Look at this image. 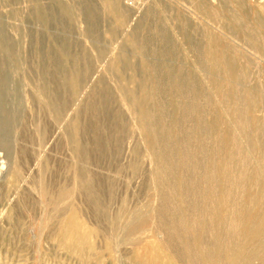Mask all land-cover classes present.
I'll list each match as a JSON object with an SVG mask.
<instances>
[{"label": "rangeland", "instance_id": "1", "mask_svg": "<svg viewBox=\"0 0 264 264\" xmlns=\"http://www.w3.org/2000/svg\"><path fill=\"white\" fill-rule=\"evenodd\" d=\"M115 1L0 0V264H194L192 221L213 249L201 195L212 150L229 139L239 170L254 156L246 132L264 113L239 124L212 68L220 0ZM247 184L234 195L245 204L264 190L255 177ZM249 217L225 215L223 233L244 235ZM74 220L70 250L60 238Z\"/></svg>", "mask_w": 264, "mask_h": 264}, {"label": "bare ground", "instance_id": "2", "mask_svg": "<svg viewBox=\"0 0 264 264\" xmlns=\"http://www.w3.org/2000/svg\"><path fill=\"white\" fill-rule=\"evenodd\" d=\"M254 1L257 3V5H255L252 9H249L246 4V0H220L219 7L221 9V15L217 18L214 17L212 13L206 9L205 6L198 7L204 9L206 13V17L207 19H209V21L213 20L212 18L217 19V25L221 32L222 39L219 41L218 52H212L213 53L212 68L217 74L216 85L219 93L223 97V101H221V105L223 109L227 113H229L232 108H234L235 109L234 111H236L237 113L240 112L238 123L239 124L242 123V125L246 123V120L243 121V117L247 111L251 109L254 110L257 109L259 112L264 113V66L263 67L260 66L258 70L256 69L257 66L259 65L258 62L256 61L257 59L259 60V62H263L264 64V0H254ZM237 11H239L240 14ZM194 39L190 38V43L192 44V46L197 47L198 56H202L204 54L203 51L204 43L203 44H201L200 42L196 43L197 40ZM202 41H204V39ZM207 41L212 42L214 41V39L213 37L209 36ZM255 78L258 80V83L254 82ZM74 79L78 80L75 77ZM72 81L76 83L74 80ZM73 85L74 84H72V86ZM76 88H74V92L75 90L78 89ZM230 88L233 94L234 101L230 96ZM199 92H197V94ZM75 93H77V91ZM250 121L251 120H249L248 122L249 124ZM240 140L239 143L241 144ZM246 140L248 144L249 154L250 155L253 154L254 156L253 158L250 157L251 159L244 158L242 169L240 170L236 169L234 166L237 152L234 149L235 146H233V143H231L229 139L225 142H222L221 144H218V146L212 150V154L215 156L214 159L216 161V164L207 163L205 166L206 170L202 174L201 178L206 182L207 191L205 192V194H201V195L205 205L207 206V210L210 209L209 210L210 216L209 218L207 217L208 220H205L203 222V229H205V232H207L208 235H211L210 241L212 239L213 249L212 250L208 249V247L206 246L208 245V243L207 244L205 243L203 235H195L197 228L202 222L199 221L198 219L197 220L193 219L194 221H192V224L189 228L194 235L193 238L191 235L192 238L191 241L189 240V242L186 241L185 243L186 246L185 255L187 253L190 259L194 261V264H264V190H261V187L258 186L257 189L259 193L256 194L255 196H252L251 202L248 204H245V202L242 200L239 201L238 197L234 196L236 195V193L239 194L240 192L242 193L241 195L243 196V192L247 191L248 189L247 183L249 179L255 177L259 183L260 181H264V120H261L260 118L257 119L256 127L253 129V131L246 132ZM157 141L158 143L160 142L159 140ZM230 143L231 145H229ZM166 148H167V144H166ZM192 148L188 147L186 151L187 152L186 154H189L188 156L191 155L190 149ZM200 150L202 149H198V151L196 152H199ZM200 152L202 153V151ZM186 156L187 155H185V157ZM162 159L165 161V167L162 169V172L163 174L167 175L173 169L170 162L166 160V154L163 155ZM158 175H160V173ZM178 178L181 177L179 176ZM174 184H176V182ZM173 189L174 188L172 187V190ZM183 190L185 191L184 187ZM66 194L67 191L63 190L60 196L64 197L66 196ZM174 197L175 196H173V198ZM185 200L183 198L181 202L184 204ZM225 215L231 217L232 223L240 220L242 217L244 218L250 216L249 219H247L248 225L244 230V235L237 236L235 232L236 230L226 231V229L225 231L227 233H223ZM143 222L144 219L138 217L135 223L136 225H139L140 223ZM169 236L167 237L169 238ZM60 239H62L64 246H66L68 249L70 250L74 249L76 242L79 240V224L76 220L70 223L67 232L64 235H62ZM169 240L167 241L169 242ZM176 246H173V248L175 249ZM245 249L250 251V253L247 255L242 254V251H244ZM181 253L180 255L184 254ZM222 254H224L225 257L224 261H222L221 258ZM250 255L252 257H256L255 259H259L260 261L258 263H254L253 260H251L252 257ZM183 259H185V257Z\"/></svg>", "mask_w": 264, "mask_h": 264}]
</instances>
